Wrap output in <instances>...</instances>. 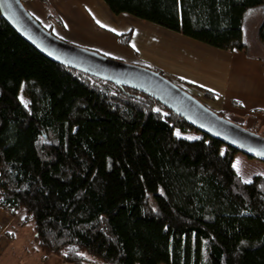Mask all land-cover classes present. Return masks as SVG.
I'll return each mask as SVG.
<instances>
[{
	"label": "trees",
	"instance_id": "16d2710c",
	"mask_svg": "<svg viewBox=\"0 0 264 264\" xmlns=\"http://www.w3.org/2000/svg\"><path fill=\"white\" fill-rule=\"evenodd\" d=\"M105 2L264 61V0ZM132 37L133 29L119 34L126 46ZM177 130L200 132L148 94L49 59L0 11V207L25 209L43 255L264 264V175L246 182L233 166L236 149Z\"/></svg>",
	"mask_w": 264,
	"mask_h": 264
},
{
	"label": "crops",
	"instance_id": "0c3cea01",
	"mask_svg": "<svg viewBox=\"0 0 264 264\" xmlns=\"http://www.w3.org/2000/svg\"><path fill=\"white\" fill-rule=\"evenodd\" d=\"M47 1L57 18L49 16V10L41 0H28L25 6L58 36L128 62L140 63L143 59L135 48L121 44L118 34L127 31L128 26L123 13L115 14L105 0ZM167 29L159 28V36L177 38L185 43L189 52H196L187 56L183 63L181 53L175 58L174 50L170 51L178 62L174 75L193 83L192 87L201 91L214 92V99L225 110L249 118L252 126L264 127V61L251 58L241 50L221 49ZM221 66H225L223 81L218 82L213 76Z\"/></svg>",
	"mask_w": 264,
	"mask_h": 264
},
{
	"label": "water",
	"instance_id": "95a60500",
	"mask_svg": "<svg viewBox=\"0 0 264 264\" xmlns=\"http://www.w3.org/2000/svg\"><path fill=\"white\" fill-rule=\"evenodd\" d=\"M1 16L49 59L154 97L202 134L264 161V136L219 115L189 91L147 66L72 44L49 31L22 0H0Z\"/></svg>",
	"mask_w": 264,
	"mask_h": 264
},
{
	"label": "rangeland",
	"instance_id": "374dc122",
	"mask_svg": "<svg viewBox=\"0 0 264 264\" xmlns=\"http://www.w3.org/2000/svg\"><path fill=\"white\" fill-rule=\"evenodd\" d=\"M22 1L24 4L25 2H28V0ZM31 14L36 17L32 12ZM49 16L51 18H54L51 15ZM123 16L125 18L124 20L126 21V25L128 26V30L122 33H126L129 30L133 29V37L130 41V46H126L122 43L121 44L127 48H131L132 46L136 49L139 55L143 57V59L139 60L140 63H132L147 66L155 71L160 72L166 78L172 80L176 84L182 86L185 85L192 95L198 98L210 109L217 112L219 115L224 116L229 120L242 125L243 127L249 129L252 132L264 136L263 126H252L249 122V118L244 116H236L230 111L225 110L216 99H214L213 97L206 96L205 91H201L196 87H190L186 85L185 83L181 82L182 79L177 78L176 75H174L173 72L177 71L178 62L172 57L173 55L171 56L170 51L174 50L175 58H178L179 54L181 53L182 56L180 57V60L183 61V63L186 62L187 56H191L190 54H196V52H189V50L185 49V43H181L180 40L177 38L168 39L159 36V28L167 29L162 25L153 23L151 21L136 17L128 13H123L122 17ZM36 19L40 21L39 18L36 17ZM41 23L43 24V26L49 29V26H47L46 23ZM52 32L57 35L55 31L52 30ZM62 39L78 46L99 51L109 57L123 60L121 58L105 54L104 52L96 48L84 46L72 42L71 40H67L65 38ZM165 66L167 67V69L165 68ZM168 68H170L171 71L168 70ZM224 70L225 66H221L217 75L213 76L217 78L218 82L223 81ZM19 96L24 102L28 103L29 98L24 92V87L21 88ZM177 134L187 137L188 139L202 137V133L197 132L196 130H193L189 133H184L182 131L177 130ZM237 163L238 167L236 166ZM233 166L246 182H250L255 175H264V161L249 157L242 152H237L235 154L233 159ZM25 216L26 212L23 208L18 209L14 214H12L0 207V264H74L66 262L62 257L57 255H43V253L39 250L38 245L35 242L34 224L33 222L23 223V219L25 218ZM82 264L101 263L93 257H88V259Z\"/></svg>",
	"mask_w": 264,
	"mask_h": 264
},
{
	"label": "snow or ice",
	"instance_id": "6c2138e0",
	"mask_svg": "<svg viewBox=\"0 0 264 264\" xmlns=\"http://www.w3.org/2000/svg\"><path fill=\"white\" fill-rule=\"evenodd\" d=\"M98 23H99V21H98ZM113 31H114V30H113ZM133 46H134V45H133ZM238 163H239V162H238ZM238 163H237V165H236L237 167H238Z\"/></svg>",
	"mask_w": 264,
	"mask_h": 264
}]
</instances>
